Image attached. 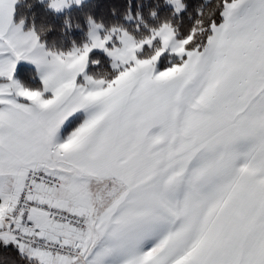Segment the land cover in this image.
I'll return each instance as SVG.
<instances>
[{"label":"rangeland","instance_id":"obj_1","mask_svg":"<svg viewBox=\"0 0 264 264\" xmlns=\"http://www.w3.org/2000/svg\"><path fill=\"white\" fill-rule=\"evenodd\" d=\"M42 1L48 2L55 11H64L83 0ZM169 1L177 12L184 9L181 0ZM17 3L18 0H0V197L4 196V191L11 192L19 174L22 186L28 169L51 171L47 161L51 156L55 158L59 151L57 145L61 146L65 141L55 138L60 120L65 121L62 123L66 127L79 114L85 117L83 129L72 132L69 139L65 138L70 143L85 134L89 126L95 125L89 115L102 108L97 122L118 126L115 129L106 125L109 140L121 137L126 140L141 133L133 123L139 122L144 127L143 140L149 144L148 150L160 140L167 148L165 152H169L171 162L166 171L169 177L156 178L153 188L140 187L142 199L137 207L154 206L155 219L165 218V223L170 224L163 228L160 236L165 237L170 228L171 257H175L178 247L182 251L190 250L193 242L182 243V236L196 233L197 229L190 226L194 223L195 205L210 198L208 189L216 184V178L224 175L222 172L242 154L249 156L255 151L264 158V131L256 128L262 123L253 120L264 121V115H244L247 112L243 106L242 83L225 66L227 59L221 57L212 67V60H217V56L213 53L211 59L210 40L201 50L189 49L177 37L175 29L167 24L141 41L126 30L118 29L115 33L118 43L112 47L107 45L111 37L103 38L99 27L93 25L90 26V41L83 50L52 52L32 30L24 29L23 22L15 20ZM255 21L252 17V22ZM157 40L160 41L156 45L159 49L152 59L138 57L139 52ZM94 49L105 50L113 66L120 69L109 85L88 74L89 53ZM163 52H169L173 58L179 56L182 59L184 54L186 57L171 68L161 70L155 63ZM22 65L36 69L42 83L41 92L22 84L17 75ZM112 119L114 121L110 122ZM176 125H179L178 130ZM158 149L163 150V147L156 146V153ZM156 153L154 158L158 160L160 157ZM140 156L148 159L150 155ZM38 157H41V163L25 165ZM158 174L163 176L164 173ZM121 187L120 183L113 184V191L108 190V193ZM144 211L140 210L139 219L145 223ZM184 216L186 226L182 220ZM179 224L182 225L178 227ZM148 230L153 231L147 227ZM146 237H140L144 239L139 249L150 245L144 241ZM158 248L160 246L155 250ZM30 254L38 264H95L97 261L84 256L81 260H70ZM192 254L194 261L196 255ZM178 261L174 264H185V256H179ZM106 263L115 264L109 258Z\"/></svg>","mask_w":264,"mask_h":264},{"label":"crops","instance_id":"obj_2","mask_svg":"<svg viewBox=\"0 0 264 264\" xmlns=\"http://www.w3.org/2000/svg\"><path fill=\"white\" fill-rule=\"evenodd\" d=\"M252 17L255 22H252ZM210 52L211 59L214 58L213 53L217 56V60H212V67L221 57L227 59L229 63L226 60L225 66L242 83L243 106L248 113L244 115H264V0H239L235 3L211 36ZM93 113L89 118L95 125L89 126L85 134L70 143L67 139L71 133L83 129L86 123L84 115L79 114L81 121L67 132L62 123L65 121H59L55 138L65 141L61 146L57 145L59 151L55 158L51 156L49 159L53 160L46 161L49 170L62 175L64 183L52 190L39 187L36 192L42 201L84 212L88 217L87 227L82 234H76L69 227L50 220L44 211L33 209L31 219L38 232L65 241L78 236L83 242V256L88 260L97 259L95 264H104L108 258L115 264H174L179 262V256H185V264H264V158H260L258 153L256 155L255 151L249 156L242 154L222 172L224 175L216 178V184L208 189L210 198L195 205L194 223L190 226L197 229L196 233L182 236V243L192 241L193 247L186 251L178 247L175 257H171L168 245L170 228L165 237L160 236L163 228L170 224L165 223V218L155 219L154 206L137 207L142 199L140 187L153 188L156 178L169 177L166 171L171 162L169 152H165L167 148L160 140L148 150L149 144L143 140L144 127L139 122L133 123L141 133L130 138L132 141L122 137L109 140L105 133L106 125L115 129L118 126L116 123L97 122L102 108ZM253 120L262 123L256 128L263 132L264 121ZM156 146H162L163 150L158 149L156 153ZM155 153L160 157L158 160L154 158ZM140 154L150 156L145 159ZM38 163H41V157L33 158L25 165L36 166ZM160 171L163 176L158 174ZM19 175L13 192V188L11 192L4 191V196L0 197V225L17 197L21 186ZM117 183L121 189L108 193ZM144 209L145 223L139 219L140 210ZM182 220L186 226V216ZM158 226L161 228L157 229ZM147 227L153 230L152 233L146 231ZM146 235L144 241L150 245L139 249L144 239L140 237ZM11 239L4 235L2 241L9 243ZM157 246L160 248L155 250ZM28 252L36 253L30 249ZM192 253L196 255L194 261Z\"/></svg>","mask_w":264,"mask_h":264},{"label":"trees","instance_id":"obj_3","mask_svg":"<svg viewBox=\"0 0 264 264\" xmlns=\"http://www.w3.org/2000/svg\"><path fill=\"white\" fill-rule=\"evenodd\" d=\"M181 1L184 9L177 12L169 0H83L82 3L64 11H55L50 8L48 2L42 0H18L14 18L24 23V29L32 30L52 52L83 50L84 45L90 41V30L93 25L99 27L103 38L111 37L107 45L112 47L118 43L115 36L118 29L126 30L141 41L151 37L156 30L166 24L175 29L177 37L185 47L201 50L239 0ZM159 43L160 41L157 40L153 42L154 46H146L138 53V57L152 59L158 52L159 47L156 45ZM171 55L169 52H163L155 63L156 67L165 70L186 57V54L182 55V59L179 56L173 58ZM88 60V74L102 79L106 85H109L120 72V69L113 66L112 59L105 50H92ZM17 75L25 87L33 91H42V83L34 67L22 65ZM81 117L78 115L71 119L65 127V132L75 128ZM45 189L52 190L48 187ZM50 220L55 222L53 219ZM67 227L76 234L85 231L77 232L70 226ZM78 238L76 236L71 240H60L70 242ZM82 258L83 255L76 260ZM0 264H38V262L14 241L9 243L0 241Z\"/></svg>","mask_w":264,"mask_h":264},{"label":"built area","instance_id":"obj_4","mask_svg":"<svg viewBox=\"0 0 264 264\" xmlns=\"http://www.w3.org/2000/svg\"><path fill=\"white\" fill-rule=\"evenodd\" d=\"M62 185L63 177L57 172H50L42 168L28 169L14 205L0 225V241L4 235H9L21 247L34 250L40 254L72 260L80 258L83 250L81 239L64 242L52 238L47 234L38 232L31 220L32 210L39 209L59 224L70 226L77 232L85 230L88 224V217L85 213L67 210L36 198L39 187L53 189Z\"/></svg>","mask_w":264,"mask_h":264}]
</instances>
